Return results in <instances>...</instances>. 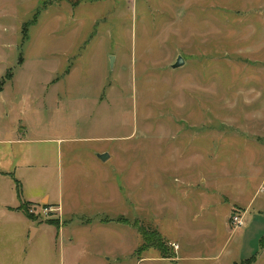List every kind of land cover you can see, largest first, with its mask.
<instances>
[{"label": "rangeland", "instance_id": "rangeland-1", "mask_svg": "<svg viewBox=\"0 0 264 264\" xmlns=\"http://www.w3.org/2000/svg\"><path fill=\"white\" fill-rule=\"evenodd\" d=\"M1 94L0 137L64 139L62 171L34 189L76 214L31 205L64 228L30 243L12 226L0 264H264V0H0ZM183 162L216 203L184 238L159 208L175 194L157 192ZM236 201L250 209L234 231ZM136 223L179 259L139 252Z\"/></svg>", "mask_w": 264, "mask_h": 264}, {"label": "crops", "instance_id": "crops-1", "mask_svg": "<svg viewBox=\"0 0 264 264\" xmlns=\"http://www.w3.org/2000/svg\"><path fill=\"white\" fill-rule=\"evenodd\" d=\"M5 96V94H1L0 101H4L6 98ZM63 141L64 139L61 137L42 139H31L25 136L13 138L0 137V237H2L1 234H4V236L11 234L13 232L10 230L12 226L15 227L19 226L18 224H22L23 226H21V229L23 227L26 228L25 230L22 229L24 230L23 236L20 234V236L23 237L22 239L26 238L30 243H34L37 240L40 243L46 239V234L49 232L47 228H50L52 225L42 224L38 226L35 225L34 221L28 219L22 209V206L27 203L32 206H52L60 213L63 219L69 218V216L66 217V215H71L73 217V215L76 214L71 210L70 214L67 212L65 202L63 201L64 196L60 191L58 200L52 203V194L49 191L41 194L34 189L35 185L37 186V184L40 183L42 175L46 172L51 171L54 173L55 170L62 171V158L64 155ZM97 158L100 164L107 162L102 161L99 157ZM188 166L189 165L185 162L179 165L174 163L173 167H169L167 170V172L170 173L169 183H171V185L166 186L164 185V181H162L161 188L157 190V192H164L166 195L170 193L175 194L174 196L173 194L170 196L172 198L168 200L170 202L165 203L159 208L161 213H163L166 211V206L169 205L170 209L173 207L175 211L174 217L179 222V224H176L181 225L179 232H181L182 238H184L183 232H192V228L188 226L190 225L191 217L197 219L202 216H209L211 210L210 206H215L216 204L215 202L210 204L208 200V191L210 189L207 185L208 181L203 177L193 180L191 176L192 169ZM73 167V164L70 163L66 167V170L72 171ZM34 171L37 172V179H34L32 175ZM69 173L71 174V172ZM164 173L166 172L164 171ZM193 193L197 195L196 200L200 205L199 212L195 215H193V211L188 206V200ZM176 196V201H174L173 199ZM224 198L229 200V197L226 195H224ZM232 203V207H234V209H232L233 214L235 212H240L244 217L250 209L246 204L240 201ZM262 212L263 211L259 213ZM228 220L231 221V218H228ZM103 222L107 223L109 220L105 218ZM63 228L64 227L58 229L59 232L57 237L60 235ZM200 232L203 236H213V231L210 229L201 228ZM200 238H202V236H200ZM168 242L171 247L175 248V258L172 260L176 262L179 259L178 254L181 251V245L179 242H176V240H169ZM19 243L15 244V248H20L21 242ZM18 252L20 254H26L25 250H19ZM183 259L186 258L184 257Z\"/></svg>", "mask_w": 264, "mask_h": 264}, {"label": "trees", "instance_id": "trees-1", "mask_svg": "<svg viewBox=\"0 0 264 264\" xmlns=\"http://www.w3.org/2000/svg\"><path fill=\"white\" fill-rule=\"evenodd\" d=\"M31 204L27 203L25 205L22 206V209L24 210V214L25 216L34 221L35 216L30 213V207ZM44 207H50L49 205H44ZM125 224H129L128 221L124 222ZM50 225L55 226L59 229V226H57L58 224L52 223L51 221H49ZM136 230L138 231L139 235L141 236L142 240H143V244L141 245V247L139 248V252H143L146 249L152 248L155 250H158L160 252V255L162 258L164 259H174L175 258V253L173 251V249H170V247L167 245V243H165L164 239L157 233V232H150L145 230L143 227L137 225V223L135 224ZM264 240V239H263ZM263 240H262V245H263ZM172 250V251H171ZM251 260H248V262H250Z\"/></svg>", "mask_w": 264, "mask_h": 264}, {"label": "built area", "instance_id": "built-area-1", "mask_svg": "<svg viewBox=\"0 0 264 264\" xmlns=\"http://www.w3.org/2000/svg\"><path fill=\"white\" fill-rule=\"evenodd\" d=\"M53 207H45V208H41V211H44L46 213L52 212ZM36 210H30V213L32 214H36ZM231 224L233 226V230H239L241 228H243L245 226V221H244V217L243 215H241L240 212H235L232 217H231Z\"/></svg>", "mask_w": 264, "mask_h": 264}, {"label": "water", "instance_id": "water-1", "mask_svg": "<svg viewBox=\"0 0 264 264\" xmlns=\"http://www.w3.org/2000/svg\"><path fill=\"white\" fill-rule=\"evenodd\" d=\"M182 65H184V60L182 57H179L177 62L172 66L174 69L181 67ZM99 158L102 161H107L109 159V155L104 154V155H100Z\"/></svg>", "mask_w": 264, "mask_h": 264}]
</instances>
